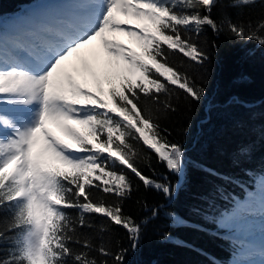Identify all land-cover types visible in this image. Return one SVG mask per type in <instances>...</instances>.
I'll return each mask as SVG.
<instances>
[{
  "label": "snow or ice",
  "instance_id": "1",
  "mask_svg": "<svg viewBox=\"0 0 264 264\" xmlns=\"http://www.w3.org/2000/svg\"><path fill=\"white\" fill-rule=\"evenodd\" d=\"M217 2L63 0L64 7L40 18L0 27V212L7 220L0 242L10 245L0 264H101L90 258L92 241L77 234V223L91 228L86 217L93 214L124 228L130 247L138 248L141 226L124 215L121 204L93 199L95 191L120 200L129 196L128 172L167 198L150 209L152 217L163 210L172 226L191 227L167 210L190 180L185 149L170 142L141 105L143 100L175 112L170 86L193 103L206 99L205 87L169 59L182 55L204 68L210 57L192 35L199 37L205 28L219 33L226 23L232 38L264 47V20L247 28L231 19L218 23L211 14ZM253 2L239 0L237 6ZM232 104L247 107L239 97ZM136 144L166 164L177 182L146 176L134 163ZM255 147L241 142L233 153L243 176L256 177L252 187L191 162L218 181L214 191L228 205L216 208L212 222L229 232L238 231L239 223L261 232V243L245 240L237 246L231 264H264V161L258 171L250 168ZM228 185L243 196L229 193ZM69 209L79 216L71 217ZM126 251L114 255L115 264H126ZM98 252L113 255L103 245Z\"/></svg>",
  "mask_w": 264,
  "mask_h": 264
},
{
  "label": "trees",
  "instance_id": "2",
  "mask_svg": "<svg viewBox=\"0 0 264 264\" xmlns=\"http://www.w3.org/2000/svg\"><path fill=\"white\" fill-rule=\"evenodd\" d=\"M28 0H0V14L23 4ZM239 0H218L212 10V17L218 23L231 19L243 24L246 28L264 20V0H254L252 4L237 6ZM219 33L209 28L199 37L192 35L210 57L204 68L190 63L182 55L170 56V62L186 70L196 83L206 90V99L201 103L191 102L176 86H170L171 102L176 111H165L162 106L142 100V107L147 108L158 121L162 134L172 143H179L185 149L188 162L189 183L184 187L168 211H175L188 226L174 227L171 218L162 210L158 217L141 223L149 217L150 209L165 203L166 197L153 187H146L138 178L128 172L132 188L129 196L120 200L112 194L95 191L93 199L103 200L108 204L120 203L124 215L131 216L141 226L140 244L135 250L130 247L126 230L114 225L99 214L86 217L91 228H80L77 223V234L81 240L87 238L93 243L90 258L108 264H115L114 255L126 249V264H220L229 255L230 243L224 237L209 231L214 223L209 215H214L216 208H225V204L214 191L218 183L209 177L200 167L212 168L221 175L231 174L239 177L241 182L252 187L253 177L249 179L237 169L233 162V153L241 142H254L255 155L250 168L259 170L264 161V47L256 41L244 42L232 38L226 30ZM234 95V96H233ZM239 97L244 101L258 100L254 104L239 106L232 104V98ZM161 94V100H164ZM211 100V101H210ZM208 103V109L205 105ZM208 116L204 122L197 119ZM198 132V134H197ZM135 143V142H133ZM137 167L157 183L176 181L172 174L157 156L141 144H136V155L133 158ZM119 170V166H117ZM165 176V178H164ZM229 193L243 195L239 187L225 186ZM212 208L209 205L212 201ZM68 214L74 219L79 216L78 210L69 209ZM6 214L0 212V226L6 228ZM196 225H201L196 226ZM169 236L171 239H166ZM175 241H183V244ZM103 245L113 255L100 256L98 249ZM80 251V245H72ZM10 245L0 242V258L8 254Z\"/></svg>",
  "mask_w": 264,
  "mask_h": 264
},
{
  "label": "bare ground",
  "instance_id": "3",
  "mask_svg": "<svg viewBox=\"0 0 264 264\" xmlns=\"http://www.w3.org/2000/svg\"><path fill=\"white\" fill-rule=\"evenodd\" d=\"M240 100H242L244 102V105L254 104V103H256L258 101V100H253V101H247L246 102L243 99H240ZM208 103H210V102H207L205 104V105H207V109L209 108L208 107ZM207 119H208V116L205 115L204 117H202L200 119H197L196 122L199 124V122H204ZM253 223L258 225L259 221H254ZM237 227L239 229L238 231L231 232V234L233 236L241 239L242 242H244L245 240H249V241H251L252 243H255V244L261 243V232H260L258 227L250 229L248 223H239L237 225ZM234 258H235V256L233 257V259Z\"/></svg>",
  "mask_w": 264,
  "mask_h": 264
},
{
  "label": "rangeland",
  "instance_id": "4",
  "mask_svg": "<svg viewBox=\"0 0 264 264\" xmlns=\"http://www.w3.org/2000/svg\"><path fill=\"white\" fill-rule=\"evenodd\" d=\"M197 130H198V131H200V126H199V125H198V128H197ZM197 134H198V132H197ZM164 178H165V176H164ZM166 178H167V177H166ZM166 178H165V179H166ZM225 231H226L227 233H229V231H228V230H225Z\"/></svg>",
  "mask_w": 264,
  "mask_h": 264
}]
</instances>
